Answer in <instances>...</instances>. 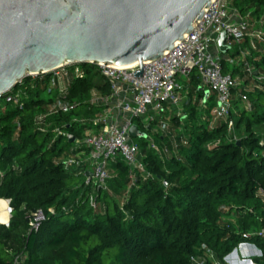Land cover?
Returning <instances> with one entry per match:
<instances>
[{"label": "trees", "instance_id": "1", "mask_svg": "<svg viewBox=\"0 0 264 264\" xmlns=\"http://www.w3.org/2000/svg\"><path fill=\"white\" fill-rule=\"evenodd\" d=\"M227 1L241 15L264 20V0ZM248 40L222 54L223 74L239 73L225 57H238ZM256 44L245 60L264 75V50ZM83 68L86 77L68 89L72 109L43 122L74 140L91 126L73 119L87 121L99 111L89 105V91L108 94L94 66ZM199 84L193 74L185 118H170L165 135H153L166 150L162 157L144 138L136 143L150 177L137 176L130 185L128 168L116 161L107 189L96 193L83 186L76 167L64 164L74 142L35 127L50 102L43 88L30 80L16 87L12 93L24 92L22 109L0 105V200L11 208L8 226L0 224V264H11L19 253L24 264H193L203 257L202 246L222 261L242 243L255 245L261 252L255 263L264 264V241L242 238L264 227V83L232 92L230 132L224 121H210L213 103L204 102ZM241 93L250 110L239 108ZM140 132L149 130L140 126ZM90 192L96 210L87 204ZM38 209L46 219L28 233L30 214Z\"/></svg>", "mask_w": 264, "mask_h": 264}, {"label": "built area", "instance_id": "2", "mask_svg": "<svg viewBox=\"0 0 264 264\" xmlns=\"http://www.w3.org/2000/svg\"><path fill=\"white\" fill-rule=\"evenodd\" d=\"M263 23L264 20L260 19L258 21L260 27L253 28L249 14L241 15L227 0H215L205 11L198 25L182 42L177 43L171 52L157 61L142 65L141 78L133 75L134 71H140L138 65L127 68L91 65L105 80L108 94H103L97 88L89 91V105L99 108V111L87 121L75 120L79 124L86 122L91 128L84 132L81 139H73V148L64 158V164L76 167L79 170L78 175L82 177L83 186L92 188L95 193L107 189V181L112 175L111 165L116 161H121L128 168L130 185L134 184L137 176L144 180L148 179L150 175L142 163L140 147L129 135L130 129L133 125L148 129L149 133L144 138L147 148L162 157L166 150L159 148L153 135L164 136L170 118H185V104L182 103L181 94L184 93L183 83L189 82L193 74L200 80L198 89L203 93L208 92L207 97L204 96V102L211 97L214 99L210 121L213 119L224 121L230 132L233 128L229 118L232 92L237 88H243L244 85L231 74L222 73L223 56L217 43L223 34L224 44L229 47L239 46L248 38L253 51L258 47L256 43L264 50V29L261 28ZM225 62L229 65H240L241 71L258 85L264 83V75H258L254 67L246 62L243 53H240L238 59L225 57ZM85 77L83 65H64L49 75L30 77L19 83L18 86L28 80L37 82L50 98L45 112L35 119V127L41 133L47 132L48 126L44 125V120L72 109L68 101L69 86L73 81ZM12 91L0 98V103L22 109L23 89H18L15 93ZM238 97L245 105V109L250 110L251 105L246 93H241ZM55 133L57 136L70 137L60 130H55ZM87 172L91 176H88ZM260 193L262 194L261 191ZM87 204L91 209H97L93 192L88 193ZM7 212L10 218L9 201ZM48 213L53 215L54 211L50 209ZM45 219L41 209L31 213L28 233L37 232ZM251 237H258L264 241V227L242 236L245 240ZM201 249L204 251L203 257L192 259L193 264H246L245 261H239L237 252L240 254L255 252L253 255L258 253L257 258L261 257L259 249L251 243L240 244L222 261H219L214 252L207 247L202 246ZM24 261L25 254H14L11 264H24Z\"/></svg>", "mask_w": 264, "mask_h": 264}, {"label": "water", "instance_id": "3", "mask_svg": "<svg viewBox=\"0 0 264 264\" xmlns=\"http://www.w3.org/2000/svg\"><path fill=\"white\" fill-rule=\"evenodd\" d=\"M214 1L0 0V98L64 65H138L141 78L142 65L171 52ZM224 42L222 34L221 54L230 49ZM129 135L145 138L135 125Z\"/></svg>", "mask_w": 264, "mask_h": 264}, {"label": "crops", "instance_id": "4", "mask_svg": "<svg viewBox=\"0 0 264 264\" xmlns=\"http://www.w3.org/2000/svg\"><path fill=\"white\" fill-rule=\"evenodd\" d=\"M251 25H254L256 28H259V24H258V21H256L255 20V18H251ZM243 46V45H242ZM253 50H252V48H251V41L250 40H248V43H247V46H245L244 48H242L241 49V52L240 53H243L245 56H247V55H249L251 52H252ZM239 58V56L238 57H235V59H238ZM237 66H239V69H240V71H239V73L238 74H236L235 76H234V78H236L237 80H239L240 81V83H242L243 85H244V87L242 88L243 90H245V89H249V87H246V85L248 84V83H251L252 84V88H254V87H256V82L254 81V80H252V79H250V78H248L246 75H245V73H243L241 70V66L240 65H238L237 64ZM248 86V85H247ZM183 92L184 93H190V91L192 90V87H191V85H190V81L189 82H184L183 83ZM241 89V90H242ZM195 100V96L192 98V101H194ZM210 102H212L213 104H214V99L211 97L210 98Z\"/></svg>", "mask_w": 264, "mask_h": 264}, {"label": "rangeland", "instance_id": "5", "mask_svg": "<svg viewBox=\"0 0 264 264\" xmlns=\"http://www.w3.org/2000/svg\"><path fill=\"white\" fill-rule=\"evenodd\" d=\"M252 26H254V25H252ZM253 28H255V26L253 27ZM232 51L234 50V47H232V49H231ZM239 81V80H238ZM248 85V86H247ZM246 85V87H249V89H251L252 90V84L251 83H248ZM181 96H182V99H183V102L182 103H187V101L189 100V94L188 93H182L181 94ZM41 98H44V99H46L47 98V95L45 94H42L41 95ZM0 105H1V103H0ZM239 108L240 109H245V105L243 104V103H240L239 104ZM233 110V109H232ZM75 120H77V119H73V122H75ZM79 120V119H78ZM77 120V121H78ZM139 127V129H140V126H138ZM55 130H59L58 128H55V129H51V127H47V129H46V131L47 132H50V131H52L53 133H54V135L56 134V137H57V133H55ZM134 140V142L135 143H139V141L141 140V139H133ZM233 140V139H232ZM210 148L212 147L211 145L209 146ZM255 253V252H254ZM254 253H249V254H244V253H242V254H240L239 252H237V256H238V259H239V261H245L246 262V264H249V262H253V263H255V260H256V258H257V256H258V253L257 254H255V255H253ZM233 259H234V262L236 263V259H235V256L233 257Z\"/></svg>", "mask_w": 264, "mask_h": 264}, {"label": "bare ground", "instance_id": "6", "mask_svg": "<svg viewBox=\"0 0 264 264\" xmlns=\"http://www.w3.org/2000/svg\"><path fill=\"white\" fill-rule=\"evenodd\" d=\"M9 221V215L7 212V201L0 200V224L6 225Z\"/></svg>", "mask_w": 264, "mask_h": 264}]
</instances>
